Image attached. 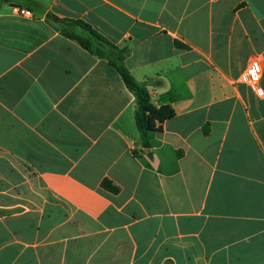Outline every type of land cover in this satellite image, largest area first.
Instances as JSON below:
<instances>
[{
    "label": "crops",
    "instance_id": "obj_1",
    "mask_svg": "<svg viewBox=\"0 0 264 264\" xmlns=\"http://www.w3.org/2000/svg\"><path fill=\"white\" fill-rule=\"evenodd\" d=\"M30 1L0 7V264H264V94L239 82L264 70V0ZM54 17L173 110L149 147L115 68Z\"/></svg>",
    "mask_w": 264,
    "mask_h": 264
},
{
    "label": "trees",
    "instance_id": "obj_2",
    "mask_svg": "<svg viewBox=\"0 0 264 264\" xmlns=\"http://www.w3.org/2000/svg\"><path fill=\"white\" fill-rule=\"evenodd\" d=\"M30 2V0H0V7L8 3H20L23 7L30 9ZM52 20L65 26L61 30L65 38L76 42L91 56L107 60L115 68L135 99V126L143 147H149V133L161 131L162 124L174 116L173 110L167 106L155 107L150 102L145 84L137 82L123 63L124 49H119L109 43L85 22L68 19L58 20L55 17ZM101 187L112 193L118 192V188L108 180H103Z\"/></svg>",
    "mask_w": 264,
    "mask_h": 264
},
{
    "label": "built area",
    "instance_id": "obj_3",
    "mask_svg": "<svg viewBox=\"0 0 264 264\" xmlns=\"http://www.w3.org/2000/svg\"><path fill=\"white\" fill-rule=\"evenodd\" d=\"M20 15L27 18L33 17V13L27 9H15ZM263 62L260 56L252 57L245 70L239 77V82L244 85L250 92L257 97H262L264 92L260 87V82L263 75Z\"/></svg>",
    "mask_w": 264,
    "mask_h": 264
},
{
    "label": "water",
    "instance_id": "obj_4",
    "mask_svg": "<svg viewBox=\"0 0 264 264\" xmlns=\"http://www.w3.org/2000/svg\"><path fill=\"white\" fill-rule=\"evenodd\" d=\"M9 6L12 7V8H15V7L18 8V7H20L19 5H16V4H9Z\"/></svg>",
    "mask_w": 264,
    "mask_h": 264
},
{
    "label": "rangeland",
    "instance_id": "obj_5",
    "mask_svg": "<svg viewBox=\"0 0 264 264\" xmlns=\"http://www.w3.org/2000/svg\"><path fill=\"white\" fill-rule=\"evenodd\" d=\"M18 209H21V208H18Z\"/></svg>",
    "mask_w": 264,
    "mask_h": 264
}]
</instances>
